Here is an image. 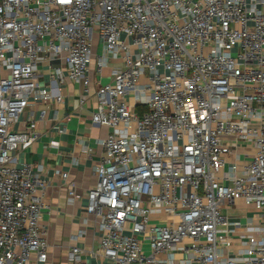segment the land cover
I'll return each mask as SVG.
<instances>
[{
    "label": "built area",
    "instance_id": "2783aa9c",
    "mask_svg": "<svg viewBox=\"0 0 264 264\" xmlns=\"http://www.w3.org/2000/svg\"><path fill=\"white\" fill-rule=\"evenodd\" d=\"M95 35L99 68L122 62L92 115L111 128L88 192L100 254L112 264H264V0H0V264L48 259L43 167L15 156L38 134L30 118L16 125L32 94L60 100L38 89L43 63L89 92ZM223 137L256 148L242 168L222 171ZM240 199L257 216L231 256L240 222L222 207ZM82 251L71 246L72 264H88Z\"/></svg>",
    "mask_w": 264,
    "mask_h": 264
},
{
    "label": "crops",
    "instance_id": "0c3cea01",
    "mask_svg": "<svg viewBox=\"0 0 264 264\" xmlns=\"http://www.w3.org/2000/svg\"><path fill=\"white\" fill-rule=\"evenodd\" d=\"M93 53L88 70V93L84 92L81 83L68 77L64 82L53 79L58 65L56 61L53 64L43 63L36 75L38 89L46 88L57 93L60 100H35L32 94L16 125L23 129L30 118L35 122L38 134L32 144L15 153L17 165L28 162L34 168L42 166V177L47 182L40 223L47 231L48 259L46 262L39 261L38 255L33 253L29 264H72L69 259L72 245H78L83 250L82 258L88 264H112L100 254L99 234L92 223L94 217L87 212V205L88 192L96 181L95 167L106 155L102 141L111 131L110 127L92 121L98 103L97 90L100 85L113 82V72L122 62L112 59L102 69L99 68L104 49L98 35H95ZM85 94L87 97H84ZM127 97L134 102L130 95ZM223 139L229 153L225 155L227 166L222 171H226L232 163L242 168L256 152L250 142L232 137ZM63 173L68 174L67 179ZM71 187L75 188L79 197L75 201L70 200ZM222 211L229 218L240 222V226L228 238V253L237 256L239 248L243 246L242 235L247 233V227L257 216L256 209L240 199L233 204H226ZM75 236L79 238L75 240Z\"/></svg>",
    "mask_w": 264,
    "mask_h": 264
},
{
    "label": "rangeland",
    "instance_id": "374dc122",
    "mask_svg": "<svg viewBox=\"0 0 264 264\" xmlns=\"http://www.w3.org/2000/svg\"><path fill=\"white\" fill-rule=\"evenodd\" d=\"M141 83H143V77H141ZM144 249H145V251H148V245H146Z\"/></svg>",
    "mask_w": 264,
    "mask_h": 264
}]
</instances>
